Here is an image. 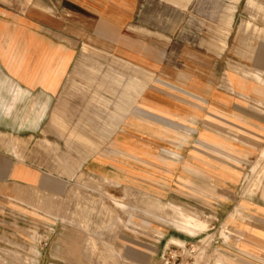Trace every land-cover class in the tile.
I'll return each mask as SVG.
<instances>
[{
  "label": "crops",
  "instance_id": "crops-1",
  "mask_svg": "<svg viewBox=\"0 0 264 264\" xmlns=\"http://www.w3.org/2000/svg\"><path fill=\"white\" fill-rule=\"evenodd\" d=\"M254 15L258 30L241 27ZM252 69H264V0H0V200L29 228L62 229L35 195L93 176L199 221L195 234L158 209L125 222L118 264H162L164 249L196 241L201 264H264ZM109 252L90 236V251L50 261L113 264Z\"/></svg>",
  "mask_w": 264,
  "mask_h": 264
},
{
  "label": "rangeland",
  "instance_id": "rangeland-1",
  "mask_svg": "<svg viewBox=\"0 0 264 264\" xmlns=\"http://www.w3.org/2000/svg\"><path fill=\"white\" fill-rule=\"evenodd\" d=\"M240 25L258 30L257 15ZM254 56L255 54L252 53V58ZM252 72L260 74L258 78L252 74L253 78L258 82H264V69H252ZM257 161L261 163L257 169H254ZM255 163L253 169L250 166L248 176H264V151L262 156L261 153L256 156ZM11 191L19 195L29 194L28 190L18 186L11 187ZM35 196V199L40 200L42 207L44 206L42 209L45 210V216H41L42 219L47 222H61L62 225L59 224V226L64 228L55 229L52 227L45 231L29 228L22 223V220H25L22 214L8 210L7 206H10L8 204L15 203L13 200H9L8 204L6 201L0 200V264H39L40 260L41 264H72L64 260L52 262L50 258L56 256V253L57 256L60 257L62 254L66 258L76 255L79 253V248L90 251V236L102 238L110 248L109 253L114 261L112 263L118 264V256L115 255L118 249L113 243L121 241L125 222L136 219L143 222L149 221L151 215H155L151 213L152 209L160 210L158 213L160 223L167 224L172 221L177 226L178 222H182L181 226L180 224L178 226L182 232L187 234L192 232L193 234L194 230L191 229L193 230L191 231L188 226H193L194 229L199 228L197 217L177 212L168 213L164 204L159 202L157 204V201L146 195L140 196L120 190L119 187L105 186L102 180L93 176H77L70 187L68 196L62 198L44 197L39 194ZM211 232L213 231H206L207 234ZM224 234L225 231H223V236H225ZM228 238L230 237L228 236ZM100 246L103 245L100 244ZM102 255L100 254V256ZM219 256V262L230 263V259H224L222 254ZM102 261L105 264L108 263L106 259L100 260V263ZM73 263L76 262L73 261ZM77 263L90 264V261H78Z\"/></svg>",
  "mask_w": 264,
  "mask_h": 264
},
{
  "label": "built area",
  "instance_id": "built-area-1",
  "mask_svg": "<svg viewBox=\"0 0 264 264\" xmlns=\"http://www.w3.org/2000/svg\"><path fill=\"white\" fill-rule=\"evenodd\" d=\"M203 249L201 241L174 245L162 251V264H201Z\"/></svg>",
  "mask_w": 264,
  "mask_h": 264
},
{
  "label": "bare ground",
  "instance_id": "bare-ground-1",
  "mask_svg": "<svg viewBox=\"0 0 264 264\" xmlns=\"http://www.w3.org/2000/svg\"><path fill=\"white\" fill-rule=\"evenodd\" d=\"M241 254V253H240Z\"/></svg>",
  "mask_w": 264,
  "mask_h": 264
}]
</instances>
